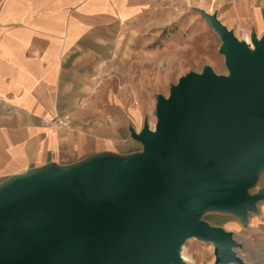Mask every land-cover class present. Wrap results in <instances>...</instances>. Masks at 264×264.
Returning a JSON list of instances; mask_svg holds the SVG:
<instances>
[{
	"label": "water",
	"instance_id": "obj_1",
	"mask_svg": "<svg viewBox=\"0 0 264 264\" xmlns=\"http://www.w3.org/2000/svg\"><path fill=\"white\" fill-rule=\"evenodd\" d=\"M230 76L204 66L154 97V126L130 138L142 156L46 171L0 189V264H185L187 236L213 246L215 264H241L232 234L198 220L202 199L242 215L247 182L264 156V41L250 51L213 15Z\"/></svg>",
	"mask_w": 264,
	"mask_h": 264
},
{
	"label": "crops",
	"instance_id": "obj_2",
	"mask_svg": "<svg viewBox=\"0 0 264 264\" xmlns=\"http://www.w3.org/2000/svg\"><path fill=\"white\" fill-rule=\"evenodd\" d=\"M142 2L0 0V189L32 174L142 156L130 131L152 116L155 94L147 87L159 81L158 52L142 57L139 43L116 46ZM243 11L241 26L249 21L264 41V5ZM62 115L70 128L51 124ZM257 209L264 218V200Z\"/></svg>",
	"mask_w": 264,
	"mask_h": 264
},
{
	"label": "rangeland",
	"instance_id": "obj_3",
	"mask_svg": "<svg viewBox=\"0 0 264 264\" xmlns=\"http://www.w3.org/2000/svg\"><path fill=\"white\" fill-rule=\"evenodd\" d=\"M142 3L141 16L126 24L116 46L120 49L139 43L144 50L142 57H148L145 52L150 50L158 52L159 81L147 87L155 96L166 98L169 87L178 79L188 73L199 75L204 66L215 75L230 76L220 52L222 43L203 15L215 16L237 41H241L242 30L251 31L249 21L241 26L242 20L246 19L243 10L256 5L254 0H143ZM172 38L173 44H168ZM150 63L151 60L145 62V67ZM105 71L103 66L97 75ZM145 76V82H150L147 71ZM153 121L152 115L143 122L149 125ZM236 190L246 199L254 197L248 207H243L242 215L235 213L226 201L207 198L200 202L198 220L232 234V239L239 245L234 249L241 264H264V218L258 216L257 209L264 200V156L259 165L252 167L247 182L237 185ZM180 253L187 260L182 261L185 264H215L213 246L191 236L182 239Z\"/></svg>",
	"mask_w": 264,
	"mask_h": 264
},
{
	"label": "built area",
	"instance_id": "obj_4",
	"mask_svg": "<svg viewBox=\"0 0 264 264\" xmlns=\"http://www.w3.org/2000/svg\"><path fill=\"white\" fill-rule=\"evenodd\" d=\"M254 2L260 5H264V0H254ZM51 124L54 125L56 128H70L71 127V117L69 115H62L59 116L57 118H55L54 120L51 121ZM154 126V123L152 124V126L148 125L149 130H152ZM235 251V249H234ZM235 254L237 255V252L235 251ZM238 256V255H237ZM256 258V257H255ZM252 258V259H255ZM263 261H264V253H263Z\"/></svg>",
	"mask_w": 264,
	"mask_h": 264
},
{
	"label": "bare ground",
	"instance_id": "obj_5",
	"mask_svg": "<svg viewBox=\"0 0 264 264\" xmlns=\"http://www.w3.org/2000/svg\"><path fill=\"white\" fill-rule=\"evenodd\" d=\"M219 22H220V21H219ZM220 23H221V25H223L222 22H220ZM223 26H224V25H223ZM250 34H251V31H250V33H248L247 36H244V37L242 36V38H241V42H244V43L246 44L247 48H248L250 51H252L253 46H252V43L250 42ZM254 35H256V34H254ZM255 38H256V40H258L257 35L255 36ZM152 124H153V123H149L150 126H152ZM177 246H178V248H177V251H176V255H177L178 259L181 260V261H187V260L184 258V256L180 253V244H178Z\"/></svg>",
	"mask_w": 264,
	"mask_h": 264
}]
</instances>
